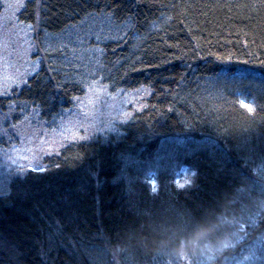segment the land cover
<instances>
[{"label": "trees", "instance_id": "16d2710c", "mask_svg": "<svg viewBox=\"0 0 264 264\" xmlns=\"http://www.w3.org/2000/svg\"><path fill=\"white\" fill-rule=\"evenodd\" d=\"M18 20L38 66L0 114L49 124L92 83L143 94L0 172V264H264V0H26Z\"/></svg>", "mask_w": 264, "mask_h": 264}, {"label": "rangeland", "instance_id": "374dc122", "mask_svg": "<svg viewBox=\"0 0 264 264\" xmlns=\"http://www.w3.org/2000/svg\"><path fill=\"white\" fill-rule=\"evenodd\" d=\"M26 0H1L0 10V94L20 87L36 70L38 59H31L35 47L31 41L35 25H25L18 13ZM142 90L110 92L92 83L70 109L49 124L33 113L14 121L8 113L0 114V137L10 143L0 148V172L13 169L41 168L42 157L53 154L72 140L86 138L111 128L129 115L127 105L139 101ZM2 170V171H1Z\"/></svg>", "mask_w": 264, "mask_h": 264}, {"label": "snow or ice", "instance_id": "6c2138e0", "mask_svg": "<svg viewBox=\"0 0 264 264\" xmlns=\"http://www.w3.org/2000/svg\"><path fill=\"white\" fill-rule=\"evenodd\" d=\"M246 108L249 109V111H252V106L251 105H245Z\"/></svg>", "mask_w": 264, "mask_h": 264}]
</instances>
